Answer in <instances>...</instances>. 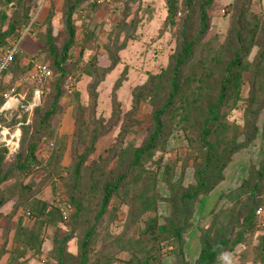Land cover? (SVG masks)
I'll return each instance as SVG.
<instances>
[{
  "label": "rangeland",
  "instance_id": "374dc122",
  "mask_svg": "<svg viewBox=\"0 0 264 264\" xmlns=\"http://www.w3.org/2000/svg\"><path fill=\"white\" fill-rule=\"evenodd\" d=\"M65 1L0 0V26L3 30L16 19H21L19 25H24L22 21L25 15L27 22L35 19L36 30V35L21 41L20 57L5 74V85L15 83L29 73L35 61L50 65L46 38L51 32L58 48L65 41ZM234 3L235 0L214 1L209 9V29L200 40L194 58L184 71L185 75L194 73V70L200 71L198 65L207 70L213 65V58L221 57V47L230 34ZM249 6L253 15H264V0H251ZM183 9L184 1L180 0L178 17L182 16ZM50 10L53 11L52 17L49 16ZM74 17L76 42L69 51L67 62L71 68L70 74L75 77L74 90L68 93L64 82L59 100L61 112L54 117L51 129L37 145L40 166L28 174L13 171V177L3 184L6 197L11 195L12 199L1 209L0 250L3 255L0 264H54L55 237L72 236L67 251L77 255L80 240L87 224L94 220L97 206L95 203L88 204L83 215L76 219L69 217L72 210L64 203L68 201L66 191L72 166L77 156L91 147L92 135L101 131L93 145L94 151L87 157L86 166L100 161L99 156L112 157L111 148L136 149L148 142L154 127L152 104L147 97L134 109L133 93L146 84L152 74H159L168 68L178 48L179 26L178 23L166 25V0H110L95 11H91L83 2ZM261 31L264 33V27ZM261 49V46L254 47L248 58V71L244 75L237 105L223 110L227 120L240 130L245 124L251 71ZM29 64H32L31 68ZM216 79H210L211 89ZM26 82L29 83H24L18 89L26 102H31L38 94L40 102L46 99L52 80L42 85ZM194 89L200 91L205 88L197 86ZM206 89L204 92L208 95ZM166 90V86H163L156 101L164 100ZM205 100L201 98L199 102ZM116 104H119L121 114L119 122L114 124L111 121ZM78 106L83 111L80 125L76 122ZM32 107L30 105L26 123L34 120ZM197 107L194 106L193 110L196 111ZM129 116L134 123L126 138L121 139L122 127L129 122ZM256 118L259 120H252L261 131L264 110ZM167 122L172 126L171 132L144 156L141 167L133 168L131 182L112 199L109 212L97 229L90 263L124 264L135 253L141 259L153 256L151 264H195L202 247L203 230L222 224L228 234L233 237L241 235L242 239L233 251L223 253L217 264H259L261 237L264 234V202L263 213L250 227L243 223L246 219L242 209L246 208L242 207L248 197L243 181L254 177L264 160V139L261 134L248 147L234 153L224 171V179L215 190L208 196H200L193 206L191 217L184 223L181 239L163 240L146 232L155 217L158 225H163L174 215L165 181L167 165L173 166L171 173L174 180L181 177L183 172L184 187L195 183L196 179L194 161L189 152L188 123L180 120L179 114L167 117ZM108 127H111L110 130L103 132ZM2 128L0 130H4V126ZM32 130L29 129V133ZM9 131L4 143L10 148V154L15 150L18 152L22 130L17 126ZM237 132L240 141H246V134ZM199 144L195 141L192 143L197 148ZM57 155L60 156L58 162L55 159ZM195 155H199V151ZM117 157L111 159L108 169L117 165ZM133 205L139 217L129 227ZM29 212L31 215H28Z\"/></svg>",
  "mask_w": 264,
  "mask_h": 264
},
{
  "label": "trees",
  "instance_id": "16d2710c",
  "mask_svg": "<svg viewBox=\"0 0 264 264\" xmlns=\"http://www.w3.org/2000/svg\"><path fill=\"white\" fill-rule=\"evenodd\" d=\"M6 1L12 2L13 0ZM183 1L182 16L178 17L180 0H166V25L174 26L178 23L179 26L178 48L172 58L171 65L159 74H152L146 84L138 87L133 93L134 109L138 107L139 102L144 98L149 97L151 101L154 127L149 140L136 149L132 147L125 149H121V147L120 149L117 147L111 148L110 151L114 154L112 157L103 158L99 156L100 161L97 160L86 166L87 157L94 151L93 145L96 143L98 136L102 134V131L92 135L91 147L77 156V160L72 166L66 191L68 201L64 205L70 211L72 210L69 217L76 219L84 214L86 205L95 203L97 209L94 213V220L87 224L76 256L67 251V244L72 236L54 238V264H91L92 245L97 236V229L103 224L112 199L131 182L134 176L133 168L141 167L144 156L155 149L159 141L171 132L172 126L167 122V117L179 114L180 120H185L189 125L187 137L191 145L189 152L194 161L196 179L195 183L184 187L183 172L181 177L174 180L173 172L171 173L173 166L167 165L165 181L169 187V201L174 215L163 225H158V219L155 217L146 229V232L151 233L155 238L163 240L181 239L184 223L191 217L194 204L198 202L201 195H210L224 179V171L231 163L234 153L248 147L259 134L264 139V121L261 131L254 123L255 119L259 120L256 115L264 110V33L261 31L264 27V15L256 16L252 14L249 6L251 0H235L230 34L227 42L221 47V57L216 56L213 58V65L207 70L205 67L198 65L197 67L201 68L200 71L194 70V73L191 72L185 75L184 71L194 58L200 40L209 29V9L215 0ZM83 2H86L91 11H95L102 6V3L96 0H66L64 10L66 39L62 46L58 48L51 32L47 34L46 50L49 52L51 63L46 65L53 72L50 79L52 85L46 99L43 98L42 102L33 106L31 111L34 117L33 122L26 123L29 110L23 108L11 115L9 119L0 117V124L4 123V126L11 130L19 126L22 130L20 147L12 160L8 159L9 148L4 142L0 141V218L2 217V207L12 199L11 195L6 197L5 193L7 191L3 184L13 177V171L28 174L40 166L41 161L36 153L37 145L46 132L51 129L54 117L61 112L59 100L62 97L64 82L67 81L68 77H74L73 74H70L71 68L67 63L69 51L76 42L77 26L74 14L81 8ZM52 15L53 11L50 10L49 16L52 17ZM25 16L26 18L22 21L25 23L22 26L19 25L21 19L10 22L5 30L0 26V48L8 44L9 38L20 37L23 27L29 24L27 15ZM256 46H261L262 49L251 71V89L245 110V124L243 129L240 130V127H234L227 120L223 110L234 108L240 100L244 75L248 71V58ZM19 57L20 53L16 54L1 77L0 107L5 100L4 93L7 89L17 86L18 91L24 83H29L21 82V79L26 75L22 77L24 73L20 76L21 79L19 77L18 81L12 82L8 86L3 81L5 74L18 61ZM31 66L28 65L30 68ZM218 66L220 67L217 68ZM212 77L217 79L215 86L211 89L210 79ZM196 85L201 88H208V90L206 89L208 95L205 94V89L196 91L194 89V87H197ZM163 86L167 88V93L164 94L166 97L162 102L156 101ZM201 98H206V100L199 102ZM31 103H33V99L31 102L30 100L27 102L22 101L24 108L29 107ZM42 103H45V105H42ZM194 106H198L196 111L193 110ZM120 112L119 104H116L113 112L114 119L111 122L114 124L119 122ZM19 114H21L20 117ZM127 120L129 122L122 127L121 139L126 138L130 126L134 123L131 116ZM76 122L78 125L83 122V111L80 106L77 107ZM31 128L33 130L29 133ZM110 128L108 127L103 132L109 131ZM237 131H243L244 135L246 134V141H240ZM194 141L200 143L199 146L202 150L199 146L197 148L192 145ZM196 151H199V155H195ZM116 157L118 158L117 165L108 169L107 165H109L112 158L115 159ZM59 158L60 156L57 155L55 158L57 162ZM243 182L248 194L242 207L246 208L242 209L245 212L244 218L246 219L243 223L250 227L255 225L256 218L261 215L257 213V210L263 207L264 160L261 162L256 175L248 177ZM89 198H96V200L91 201ZM28 215H31V212ZM138 217L139 213L135 211L133 205L129 227ZM241 237V235L233 237L228 234L227 228L222 224L203 230L201 234L202 247L195 264H217L223 253L233 251L241 243ZM2 255L3 251L0 250V260ZM259 257V264H264V234L261 237ZM152 258L153 256L141 259L134 253L124 261V264H151Z\"/></svg>",
  "mask_w": 264,
  "mask_h": 264
},
{
  "label": "built area",
  "instance_id": "2783aa9c",
  "mask_svg": "<svg viewBox=\"0 0 264 264\" xmlns=\"http://www.w3.org/2000/svg\"><path fill=\"white\" fill-rule=\"evenodd\" d=\"M46 0H40V3L45 2ZM99 3H107L110 0H96ZM35 23V19H31L29 24L25 25L22 29L21 35L19 38H9L8 44L4 47L0 48V82L1 77L3 73L7 70L10 63L14 60L16 54L21 52L20 43L21 41L28 37L33 36L36 34V30L33 27V24ZM53 72L52 70L45 64L39 61L33 62L32 69L29 73H27L23 79H21V82L26 81H33L36 82L39 85L45 84L46 82L50 81L52 78ZM74 83L75 79L70 76L68 77L66 81V90L68 93H72L74 90ZM5 100L3 104L0 107V115L3 118L9 119L11 115L17 113L20 108H23L24 110H29L31 108L25 107L22 105V101L24 100L23 97L18 93L17 86H12L9 89H7L4 93ZM40 102V96L34 97L33 103L30 105L35 106ZM33 108V107H32ZM21 115L19 114V117ZM2 124H0V128H2ZM3 129V128H2ZM0 135L4 138L5 134L3 135V130H0ZM67 211L64 212V215L66 217ZM258 214L263 213V208L260 207L257 210Z\"/></svg>",
  "mask_w": 264,
  "mask_h": 264
},
{
  "label": "crops",
  "instance_id": "0c3cea01",
  "mask_svg": "<svg viewBox=\"0 0 264 264\" xmlns=\"http://www.w3.org/2000/svg\"><path fill=\"white\" fill-rule=\"evenodd\" d=\"M5 131H6V133H5V137L3 138V137L1 136V141H3V142H5V140H6L7 133H10L9 128H7L6 126H4V130H3V132H5ZM3 139H4V140H3Z\"/></svg>",
  "mask_w": 264,
  "mask_h": 264
},
{
  "label": "water",
  "instance_id": "95a60500",
  "mask_svg": "<svg viewBox=\"0 0 264 264\" xmlns=\"http://www.w3.org/2000/svg\"><path fill=\"white\" fill-rule=\"evenodd\" d=\"M0 141H1V135H0ZM16 152H17V150L11 152V153L9 154V158L12 159V158L15 156Z\"/></svg>",
  "mask_w": 264,
  "mask_h": 264
},
{
  "label": "bare ground",
  "instance_id": "6f19581e",
  "mask_svg": "<svg viewBox=\"0 0 264 264\" xmlns=\"http://www.w3.org/2000/svg\"><path fill=\"white\" fill-rule=\"evenodd\" d=\"M6 132H3V135L5 134ZM19 133V130L17 131V134ZM7 137V136H6ZM16 143V142H15ZM10 149V148H9Z\"/></svg>",
  "mask_w": 264,
  "mask_h": 264
}]
</instances>
